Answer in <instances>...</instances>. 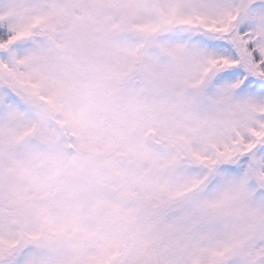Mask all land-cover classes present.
Returning <instances> with one entry per match:
<instances>
[{"label":"snow or ice","instance_id":"obj_1","mask_svg":"<svg viewBox=\"0 0 264 264\" xmlns=\"http://www.w3.org/2000/svg\"><path fill=\"white\" fill-rule=\"evenodd\" d=\"M0 264H264V0H0Z\"/></svg>","mask_w":264,"mask_h":264}]
</instances>
